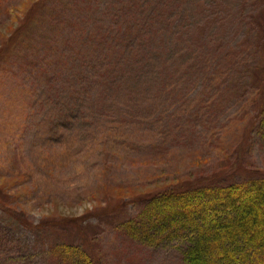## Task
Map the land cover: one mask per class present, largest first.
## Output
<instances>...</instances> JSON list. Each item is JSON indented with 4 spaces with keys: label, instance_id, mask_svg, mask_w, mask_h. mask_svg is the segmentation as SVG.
I'll return each mask as SVG.
<instances>
[{
    "label": "rangeland",
    "instance_id": "1",
    "mask_svg": "<svg viewBox=\"0 0 264 264\" xmlns=\"http://www.w3.org/2000/svg\"><path fill=\"white\" fill-rule=\"evenodd\" d=\"M156 1L133 27L128 0H0V264H51L61 238L93 264H194L201 231L167 219L264 178V0ZM113 25L143 61L94 78Z\"/></svg>",
    "mask_w": 264,
    "mask_h": 264
},
{
    "label": "trees",
    "instance_id": "2",
    "mask_svg": "<svg viewBox=\"0 0 264 264\" xmlns=\"http://www.w3.org/2000/svg\"><path fill=\"white\" fill-rule=\"evenodd\" d=\"M123 6L124 9L129 7L127 14H131V16L127 17V14L123 16L120 12L113 11V22L117 17L116 22L137 27L134 23L136 21L141 22L147 16L150 17V11L155 18H159L161 14L156 0H128V5L119 7L120 11ZM133 27H115L113 25V48L110 50L113 57L110 60L107 59L108 57L99 58L107 59L105 63L97 64L98 68L103 69L104 75H93L94 78L120 80V72L117 74L116 69L123 67V63L136 64L138 61H143L139 57L138 59L136 57L131 58L135 53L133 50L135 46ZM153 51L151 49L149 52L158 56L157 52ZM143 63L146 64L147 62L144 61ZM123 72L127 73L125 68H123ZM250 188L246 190L244 186L237 183L219 189L214 188L215 194L219 197L222 196V198L209 202L199 200V205L203 208L199 214L189 213L182 216L177 213L167 219L168 221L165 223L169 225V229L180 225L185 229L194 228L196 231H201V236L198 239L190 240L192 245L187 251V255L194 264H264V178H257L250 185ZM203 193L198 191L197 195L202 196ZM154 201L150 198L146 204L154 207ZM123 206V202H118L113 205V210L121 209ZM1 208L6 213L18 215L12 205L5 204ZM209 217H212L210 222H199V219L206 221ZM22 220L25 221L23 218ZM69 220H72L70 223L73 221L75 223L77 217H70ZM43 226L47 227L46 224ZM155 231L158 237L163 236L164 231L157 228ZM56 243L53 246L48 243L42 247L41 254L50 253L51 264H55V262L61 264H93L92 255L85 251L84 243H77L71 239L63 240L62 238L60 244L58 243L59 245ZM54 255H56V261H54ZM21 257L26 258L24 254Z\"/></svg>",
    "mask_w": 264,
    "mask_h": 264
}]
</instances>
